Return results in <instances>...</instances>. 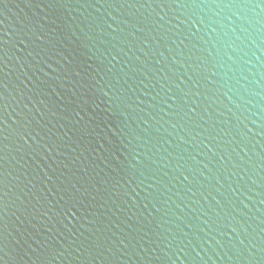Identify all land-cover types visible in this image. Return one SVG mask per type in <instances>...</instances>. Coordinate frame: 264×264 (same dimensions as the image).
<instances>
[{
  "label": "water",
  "instance_id": "water-1",
  "mask_svg": "<svg viewBox=\"0 0 264 264\" xmlns=\"http://www.w3.org/2000/svg\"><path fill=\"white\" fill-rule=\"evenodd\" d=\"M0 264H264V0H0Z\"/></svg>",
  "mask_w": 264,
  "mask_h": 264
}]
</instances>
